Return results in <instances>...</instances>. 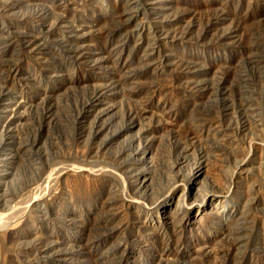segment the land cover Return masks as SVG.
<instances>
[{"label": "rangeland", "instance_id": "obj_1", "mask_svg": "<svg viewBox=\"0 0 264 264\" xmlns=\"http://www.w3.org/2000/svg\"><path fill=\"white\" fill-rule=\"evenodd\" d=\"M263 21L264 0H0V264H264V152L192 220L114 189L229 182L264 137ZM69 162L112 172L47 181Z\"/></svg>", "mask_w": 264, "mask_h": 264}, {"label": "bare ground", "instance_id": "obj_2", "mask_svg": "<svg viewBox=\"0 0 264 264\" xmlns=\"http://www.w3.org/2000/svg\"><path fill=\"white\" fill-rule=\"evenodd\" d=\"M2 25L4 26L7 24H2ZM0 28H1V26H0ZM1 29H3V28H1ZM144 31H145V34H147V36H149L148 30L145 29ZM154 32L155 31H153V34H154ZM154 38L156 39V36H154ZM145 55L148 56L146 53H145ZM259 151L264 152V137L263 138H255L249 145L248 154L242 158H239V160L237 159L236 164H235V168L232 170L230 177H229V180H228L229 182L227 184H224V185L217 184V185H215V187H211V188L207 187V188H205L207 191L206 190H204L202 192L198 191L199 194H197L198 195L197 197L192 194V190H193V189L191 190L192 185H190L188 183V181H186L184 179H181V180L177 179L176 182H174L172 184L170 195L168 193V196L166 195L167 196L166 198L158 200L157 204H154V206H152V207L145 205V203L140 201L138 198L131 197L130 195L127 196L126 189H121L118 186L114 187V189L116 190V192L119 195L122 194L123 202L129 204V206H131V207L137 208V207H140V205H144L150 211H153L156 208V209H158V211H161L163 214H167V213L171 212L170 211L171 208L176 205L184 213V216L186 219L192 220L196 217L200 218V216H202V214H204L205 212H208L209 209L212 211H216L217 208L220 207L221 202H224L227 199H230V200L232 199L233 194L235 193L236 189H239L240 181L247 180L248 177L252 174V169L254 168V165H255L254 162L257 159ZM81 163H83V162H81ZM88 165H87V163L86 164H80V163H77V164L72 163L71 164L70 162L68 164H62V163L60 165L58 164L56 166H53V168L49 172V174L47 176V181L52 183V182H55L56 180L62 178L63 180H65L67 182V185L71 188L72 186H71V183H69V181H70V177L72 175L88 174L87 176L90 175V177L91 176L94 177L97 175L100 176V174H102V175L108 174L107 172H112V169L108 168L105 165L100 166V165L93 164V163H91L90 166H88ZM198 172L202 173L203 171H202V169H200ZM261 175L264 176V171H261ZM257 182L255 184H257ZM38 186H39V189L41 187H43L42 185H38ZM53 186H55V185H53ZM57 186H56V188L53 189V191H51L49 193L42 194V192H40V193L36 192L35 196H33L30 199L33 206L36 208H39V206L41 207V204H45V203L46 204H53L54 199L56 197L61 196L62 195L61 193H63L62 191H64V190H62L63 188H60V187L58 188ZM196 187H199V185ZM256 188L259 191H260V189L262 192L264 191L263 185L261 183L260 184L258 183ZM73 189L74 188L72 187L71 190H73ZM156 201H154V203ZM232 210L234 212L235 208ZM3 212H5V211L0 212V221L4 220L5 218H7L9 216L8 213H3ZM153 213H154V211H153ZM13 231H14L13 227L3 228V226L0 225V237L1 238L4 235H6L8 232H13Z\"/></svg>", "mask_w": 264, "mask_h": 264}]
</instances>
